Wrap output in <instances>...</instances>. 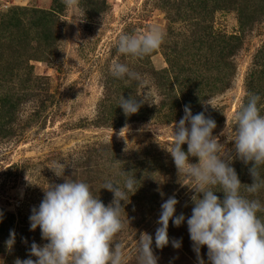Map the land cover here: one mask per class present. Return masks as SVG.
I'll return each mask as SVG.
<instances>
[{"label": "trees", "instance_id": "trees-1", "mask_svg": "<svg viewBox=\"0 0 264 264\" xmlns=\"http://www.w3.org/2000/svg\"><path fill=\"white\" fill-rule=\"evenodd\" d=\"M161 4L159 9L166 15V27L164 42L159 49L166 66L159 70L152 67L151 59L156 51L143 58L123 56L121 62L138 73L141 80L117 79L111 72L105 74L104 93L94 120L97 127L121 128L154 118L170 123L183 116L185 105L191 107L194 115L202 112L200 106L211 97L210 92H226L231 87L236 76L235 58L243 43L241 37L214 28L216 13H234L243 33L253 30L264 21V0H161ZM78 5L88 22L104 14L108 7L107 0H78ZM65 6L63 0H52L49 9L14 7L0 16V140L14 136L20 110L30 98L35 97L40 106L27 125L41 115L45 105L51 103V94L46 88L48 78L35 75L32 63L41 62L50 66L56 59L59 25ZM177 25L179 28H175ZM257 55L246 84L247 92H253L251 89L254 81L264 77V46ZM144 77L153 80L159 102L152 105L145 103L137 114L126 117L119 107L120 99L122 95L125 99L130 96L139 99L141 96L138 89ZM44 94L46 97L42 99ZM205 115L211 117L212 113L205 112ZM182 147L187 151L186 145ZM167 157L166 152L156 145L123 150L110 144L91 146L65 168L64 178L53 174L47 180V187L63 183L64 179L83 181L89 184L93 195L99 196L107 206L113 194L101 189L104 181L116 180L123 186L125 171L131 172L129 175H135L138 180L139 188L132 196L151 194L161 200L162 204L180 188L178 178L173 175L177 171L174 161H168ZM231 166L235 168L242 184L253 183L249 172L251 163L245 165L241 160L234 159ZM259 170L264 177V166ZM246 187L242 185L241 194L247 197L249 194H246ZM213 190L220 191V188L217 186ZM215 194L223 199L222 192ZM121 203L124 204L123 201ZM192 207L191 202L179 214L190 217ZM124 208L126 213L122 217L125 218L127 214L128 218L143 222L148 221L155 211L151 205L126 204ZM183 225L186 231L175 235L181 237V247L175 249L170 242L164 250L175 259L184 257L198 264L193 256V246L188 244L191 239L186 220ZM11 227L12 222L7 224L4 219L0 220V253L8 249L6 241L12 231ZM170 227H175L172 221L168 229L170 241L177 240ZM37 234L41 235L39 228ZM26 243L20 250L14 246L11 257L25 259L29 256L31 244ZM134 257L137 258V254Z\"/></svg>", "mask_w": 264, "mask_h": 264}, {"label": "rangeland", "instance_id": "rangeland-1", "mask_svg": "<svg viewBox=\"0 0 264 264\" xmlns=\"http://www.w3.org/2000/svg\"><path fill=\"white\" fill-rule=\"evenodd\" d=\"M51 3L52 0H0V16L14 7L49 9ZM107 5L106 12L91 22L84 19L78 4L65 6L59 25L60 39L55 52L56 59L50 66L41 62L32 63L35 75L48 78L46 88L51 94V103L45 105L41 115L27 125L40 106L35 97L30 98L20 110V120L14 136L0 140V213H6L2 220L7 224L12 222L11 229L16 233L14 246L19 250L26 242L29 245L36 242L41 246L47 243L37 234L38 228L35 231L30 230L29 217L31 209L38 208L43 199L42 188L47 189V180L55 174L49 168H53L57 162L70 165L86 148L101 144L114 145L121 150L156 145L166 152L168 161L173 160L167 151L173 146L172 128L174 121L179 122L184 114L170 123L154 118L121 128L97 127L94 124L97 107L104 93L103 78L107 72H111L113 63H122V57L126 56L117 50L119 37L122 34L145 32L152 25L159 26L164 33L166 27V15L159 9L161 0H107ZM214 28L228 35L241 37L243 43L235 58L236 76L231 87L226 92H210L211 97L201 104L200 111L212 113L211 118L217 124L213 135L219 136L220 143L234 154V142H229L227 135L235 126L234 113L246 104L249 93L261 97L258 107L260 114L264 115V77L254 81L251 89L253 92L246 91L253 63L264 46V21L253 30L243 33L239 29L236 15L224 11L216 13ZM151 62L152 67L158 70L166 66L160 49L156 50ZM138 92L141 97H147L149 103L159 102L153 80L149 77L143 78ZM45 97L44 94L42 99ZM204 103H211L215 108ZM224 130L225 134L221 135ZM190 162L197 163L198 158L190 157ZM26 174L33 185L25 180ZM173 175L180 183V188L174 193L179 201L175 213L178 215L185 205L191 203L190 197L194 192L185 185L191 186V183L184 174L178 175L176 171ZM146 194L132 196L133 199L127 204L151 205L155 208L148 221L129 217L128 224L126 217H122L126 227L117 235L116 240L124 245L125 264H138L134 257L137 254L136 239L144 231L153 236V250L159 257L158 264H194L184 257L175 259L164 248L161 250L155 247V231L159 227L156 221L160 215L161 200ZM249 196L250 194L247 197ZM250 197L259 199L264 204V188ZM257 215L264 220V212ZM170 230L174 236H178L183 230L186 231V226L182 224L174 229L170 227ZM177 240L182 241L181 237ZM188 244L193 246L192 241ZM13 247L0 253V264H10V260L14 264L16 258L11 257ZM207 251V246L201 248V256L206 264ZM192 252L197 261L196 253ZM27 258L29 256L25 259Z\"/></svg>", "mask_w": 264, "mask_h": 264}, {"label": "clouds", "instance_id": "clouds-1", "mask_svg": "<svg viewBox=\"0 0 264 264\" xmlns=\"http://www.w3.org/2000/svg\"><path fill=\"white\" fill-rule=\"evenodd\" d=\"M63 2L68 7L78 4V0ZM164 35L157 25L142 33L122 34L117 50L123 55L143 58L160 48ZM111 74L117 79L141 80L138 73L120 62L112 64ZM260 100L258 94L249 93L246 104L234 113L235 126L227 135L228 141L234 142V154L220 143L219 136L213 135L217 127L214 119L206 116L205 112L193 115L191 107L184 106V116L179 122L174 121L173 146L167 151L173 158L178 175L184 174L191 183V186L185 185L194 192L190 197L193 207L191 216L186 218L183 213L175 214L179 203L175 195L161 204L156 221L159 227L154 237L157 249L162 250L170 242L175 249H179L181 240L170 241L169 222L180 227L186 220L198 264H206L201 256L203 246H207L208 250L207 264H264V220L257 215L264 212V204L259 199H249L241 194L242 185H247L246 192L250 195L264 188V177L259 170L264 166V115L260 114L258 107ZM145 103H149L147 97L138 99L130 96L125 99L122 95L119 107L128 117L137 114ZM204 104L215 108L211 103ZM224 134L225 130L221 135ZM184 144H187V151L183 150ZM190 157L198 158V162H190ZM234 159L241 160L245 165L252 164L249 172L253 183H241L231 166ZM67 166L57 162L49 169L57 177L64 178ZM129 173H123V186L116 180L104 181L101 189L113 194L107 206L99 196L93 195L89 184L83 181L64 179L63 183L42 188L43 199L38 208L31 209L29 221L30 230L39 228L41 238L47 243L41 246L32 242L29 258H16L14 264H125L124 245L116 237L126 227L122 219L126 213L124 205L130 203V197L139 188L135 175ZM25 180L33 185L27 174ZM217 186L220 191L213 190ZM216 192H222L223 199ZM2 218L0 213V220ZM126 220L130 224L127 214ZM15 237V231H10L6 241L9 250L15 244ZM136 251L138 264H158L159 257L153 250V236L146 231L136 239Z\"/></svg>", "mask_w": 264, "mask_h": 264}]
</instances>
